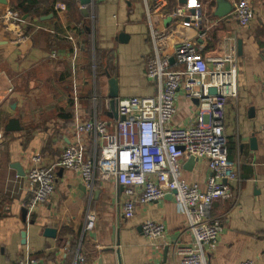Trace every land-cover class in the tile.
I'll return each mask as SVG.
<instances>
[{
	"label": "crops",
	"instance_id": "1",
	"mask_svg": "<svg viewBox=\"0 0 264 264\" xmlns=\"http://www.w3.org/2000/svg\"><path fill=\"white\" fill-rule=\"evenodd\" d=\"M7 1L0 4V14L24 0ZM25 1L34 18L16 11L28 41L13 44L11 32L0 25V264H73L78 250L86 264H179L172 246L190 242L191 236L184 233L186 216L172 196L139 204L127 219L123 187L115 179L98 180L90 190L79 173L59 165V158L69 143L78 141L77 123L95 117L117 121L111 78L117 80V99L156 93L146 76L154 56L152 26L176 27L174 43L198 37L202 26L155 14L149 18L153 0H92L86 5L81 0ZM236 2L218 0L227 7L219 17L214 14L217 0H202L207 16L218 19L204 54L223 55L234 42L238 48V97L226 104L224 133L230 159L239 162V178L230 182L233 197L214 204L212 214L223 221L224 230L208 262L264 264V0H252L255 18L248 26L237 20ZM56 3L66 4V10ZM186 3L170 0L168 8ZM176 104L170 125H191L197 102L180 91ZM11 120L20 129L7 130ZM82 142L87 156L96 157L93 138L85 136ZM34 156L55 172L56 190L30 209L27 173ZM182 167L187 182L206 185L207 159L192 165L186 159ZM88 212L97 218L91 231L85 230ZM147 220L166 225L164 238L144 234Z\"/></svg>",
	"mask_w": 264,
	"mask_h": 264
},
{
	"label": "built area",
	"instance_id": "2",
	"mask_svg": "<svg viewBox=\"0 0 264 264\" xmlns=\"http://www.w3.org/2000/svg\"><path fill=\"white\" fill-rule=\"evenodd\" d=\"M153 2L149 18L155 14L203 29L196 38L174 43L176 27L152 26L154 56L147 64L146 76L155 83L156 93L119 98L115 123L98 117L77 123L78 141L63 149L59 165L79 173L90 190L98 180L115 179L123 187V214L127 219L135 216L139 204L172 196L186 216L184 233L191 236L190 242L177 241L172 246L179 264H209L208 258L224 230L223 221L212 214L214 204L233 197L230 182L239 178V162L230 159L224 133L226 104L238 97V48L234 42L223 55L204 54L206 42L211 39L210 31L218 19L207 16L202 0H187L186 4L171 9L170 0ZM55 7L66 10L64 3H56ZM235 15L241 26H248L255 18L252 0H237ZM94 17L91 16L93 25ZM22 22L19 12L12 8L0 14V25L11 32L13 44L30 38L24 33ZM211 88H216L215 94L210 92ZM180 91L197 101V113L191 125L175 127L170 124L177 113ZM85 136L94 140L98 150L94 158L86 154L82 142ZM0 140H3L1 131ZM191 156L207 159L210 175L206 185L189 183L183 178L182 163ZM27 182L32 190L30 209L46 202L56 190L55 172L43 164L40 156L33 157ZM96 221V215L88 212L85 230H93ZM142 228L151 239L164 238L167 231L165 224L150 220ZM14 264L31 262L19 260ZM73 264H86L80 250ZM239 264L255 262L245 260Z\"/></svg>",
	"mask_w": 264,
	"mask_h": 264
},
{
	"label": "water",
	"instance_id": "3",
	"mask_svg": "<svg viewBox=\"0 0 264 264\" xmlns=\"http://www.w3.org/2000/svg\"><path fill=\"white\" fill-rule=\"evenodd\" d=\"M92 0H81L82 4L83 5H86V4H89L91 3ZM8 1L7 0H0V4H7ZM223 5V7H222ZM226 6H224V4H218V0H217V3H216V10L214 12V14L216 16H219V17H223L224 14H225V8ZM227 8V7H226ZM87 13V11L85 10L84 13ZM85 13V15H86ZM241 44H242V41L239 42V45H240V48H241ZM174 60H172L173 62ZM110 85H111V92H110V99H111V108H112V112H114L116 118L118 119V112H117V101H118V87H117V80L115 78H111L110 79ZM210 92L212 94H215L216 93V88H211L210 89ZM197 102V101H196ZM20 129V125H19V122L17 120H11L10 121V124L9 126L7 127V130H18ZM198 160L197 157H194V156H191L189 158V165H192V164H195V162ZM19 171H20V167H18L17 165L15 166ZM50 233H54L53 230L50 231ZM34 264H37V263H34Z\"/></svg>",
	"mask_w": 264,
	"mask_h": 264
},
{
	"label": "trees",
	"instance_id": "4",
	"mask_svg": "<svg viewBox=\"0 0 264 264\" xmlns=\"http://www.w3.org/2000/svg\"><path fill=\"white\" fill-rule=\"evenodd\" d=\"M25 2H27V1H21V3L18 5V6H16V7H14L13 9L14 10H18L19 12H20V14L22 15V17H24L26 14H30V16H29V18L30 19H32V18H34L33 17V13L28 9V6L27 7H25ZM29 5V4H28ZM32 13V14H31ZM40 16V15H39ZM35 37V36H34ZM34 37H33V39H34ZM32 39V40H33ZM31 40V41H32ZM99 57H100V55L97 57V63H96V65H98V63H99ZM101 61V60H100ZM101 65V64H100ZM102 66V65H101ZM98 67V66H97ZM100 67V66H99ZM101 119H103V118H101Z\"/></svg>",
	"mask_w": 264,
	"mask_h": 264
}]
</instances>
